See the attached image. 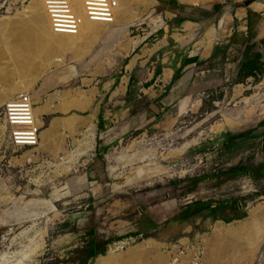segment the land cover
<instances>
[{
    "label": "rangeland",
    "instance_id": "rangeland-1",
    "mask_svg": "<svg viewBox=\"0 0 264 264\" xmlns=\"http://www.w3.org/2000/svg\"><path fill=\"white\" fill-rule=\"evenodd\" d=\"M207 1L194 6L235 0ZM32 2L0 0V92L22 84L0 102V264H264V134H250L264 119V60L253 61V37L215 41L213 30L208 63L156 91L149 76L162 65L149 48L169 17L156 0H124L113 24L84 21L75 35L53 33ZM251 5L264 15V0ZM246 64L255 75L243 80ZM22 92L41 127L33 147L11 145L3 123ZM225 203L246 218L224 221Z\"/></svg>",
    "mask_w": 264,
    "mask_h": 264
},
{
    "label": "crops",
    "instance_id": "crops-1",
    "mask_svg": "<svg viewBox=\"0 0 264 264\" xmlns=\"http://www.w3.org/2000/svg\"><path fill=\"white\" fill-rule=\"evenodd\" d=\"M156 1L158 9L169 17L164 27L160 28V31H163L162 37L154 40L149 48L151 54L148 55L153 57L150 62L153 69L155 65L156 67L162 65L159 71L152 70L149 76L151 83L149 88L152 90L159 91L162 87L168 88L167 85L173 88L178 80L189 82L196 68L200 64L206 65L215 54L214 47H211L209 53L206 51L207 39L213 30L218 37L215 41L225 37L229 39L228 42L241 40L248 43L249 36H252L251 41L255 45L257 54L264 60V15L252 11V1L245 0L241 3L240 0H235L222 5L208 6L188 5L179 0ZM235 3L237 5L233 6ZM190 43L198 44L196 47L198 53L192 52L180 57L179 54ZM242 73V69H239L241 77ZM160 105L165 108L167 103L163 101ZM250 132L256 136L263 135L264 119L259 120L257 127ZM226 138H230V135ZM223 210L225 213L220 216L224 221H239L247 216L245 215L247 212L235 203H225Z\"/></svg>",
    "mask_w": 264,
    "mask_h": 264
},
{
    "label": "built area",
    "instance_id": "built-area-1",
    "mask_svg": "<svg viewBox=\"0 0 264 264\" xmlns=\"http://www.w3.org/2000/svg\"><path fill=\"white\" fill-rule=\"evenodd\" d=\"M53 33L75 35L84 21L113 24L119 0H43ZM9 142L14 147H33L40 140L41 127L34 114L29 92L10 97L2 107Z\"/></svg>",
    "mask_w": 264,
    "mask_h": 264
},
{
    "label": "bare ground",
    "instance_id": "bare-ground-1",
    "mask_svg": "<svg viewBox=\"0 0 264 264\" xmlns=\"http://www.w3.org/2000/svg\"><path fill=\"white\" fill-rule=\"evenodd\" d=\"M182 3H188V4H192V5H198V4H204L206 2H208L207 0H180ZM214 1V0H213ZM120 2H124V0H119V3ZM42 0H33L30 8H31V12H35L36 14L39 15V19H41V22L43 23H46V22H49L48 20V16H47V13L45 11V8L42 7ZM0 32H3L4 33V30L0 31ZM37 40V38L35 39ZM34 40V41H35ZM36 42H34L33 44H35ZM41 43L40 42H37L36 45H33L35 46L34 48H32L33 50L35 49H38L41 47ZM43 46V45H42ZM45 49V48H44ZM35 52V51H34ZM18 69V68H17ZM17 72V71H16ZM22 72V70L20 71V73ZM24 72V71H23ZM19 73V72H18ZM13 80V79H12ZM6 81V80H4ZM21 81L19 80H13V81H10L6 87L3 86L4 88L1 90L0 92V102H3L5 100L6 97H8L9 95L11 94H14L15 92H17L19 89H20V86L22 84H20ZM34 114H35V117H36V113L34 111ZM243 229V228H242ZM220 250V248H219ZM221 251V250H220ZM220 251H219V254H220ZM242 259H240V263L238 264H251V260L250 259L251 257H249L248 255L244 256V257H241ZM148 262V261H147ZM146 262V263H147ZM160 264H167L165 261H162ZM174 264V263H173ZM215 264H218V261L215 263ZM228 264V263H227Z\"/></svg>",
    "mask_w": 264,
    "mask_h": 264
},
{
    "label": "trees",
    "instance_id": "trees-1",
    "mask_svg": "<svg viewBox=\"0 0 264 264\" xmlns=\"http://www.w3.org/2000/svg\"><path fill=\"white\" fill-rule=\"evenodd\" d=\"M250 1H252V0H250ZM259 59V55H258V58H256L255 60H253L254 62L256 61V60H258ZM252 62V61H251ZM252 65L253 64H246V65H244L243 67H242V79L244 80V79H247L248 77H251V76H254L255 75V73H254V71H253V69H252Z\"/></svg>",
    "mask_w": 264,
    "mask_h": 264
}]
</instances>
